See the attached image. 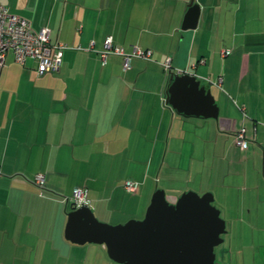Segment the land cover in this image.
<instances>
[{
  "label": "crops",
  "instance_id": "obj_1",
  "mask_svg": "<svg viewBox=\"0 0 264 264\" xmlns=\"http://www.w3.org/2000/svg\"><path fill=\"white\" fill-rule=\"evenodd\" d=\"M190 1L0 0L34 29L47 27L52 41L70 47L57 73L39 76L34 60L20 65L12 52L0 67V264H117L101 244L66 239L68 213L75 209L73 189L84 188L85 204L103 221L142 219L157 190L152 175L165 161L156 157L164 147L170 148V195L179 196L178 184L195 183L192 170L182 178L176 174L186 145L195 141L190 145L196 153L202 140L191 131L189 126L196 125L191 120L208 118L180 114L167 103L173 76L162 66L167 57L215 90L216 134L235 135L241 128L233 116L237 112L249 140L257 138L264 146V0H195L197 26L183 29ZM108 36L127 51L133 46L153 50V60L134 58L124 69L123 56L109 55L103 63L100 51ZM226 50L230 53L223 55ZM205 77H222V87ZM79 94L91 114L75 110ZM101 106L106 113L96 115ZM118 125L137 137L113 143ZM48 143L55 151L42 159L41 145ZM116 150L133 151L125 163L147 168L127 171L122 185L109 192L102 170ZM82 165H89L84 180L61 190L56 172L72 166L76 173ZM39 173L45 176L42 189L34 183ZM127 180L138 183L136 192L126 190ZM48 221L58 225L50 228Z\"/></svg>",
  "mask_w": 264,
  "mask_h": 264
},
{
  "label": "rangeland",
  "instance_id": "obj_2",
  "mask_svg": "<svg viewBox=\"0 0 264 264\" xmlns=\"http://www.w3.org/2000/svg\"><path fill=\"white\" fill-rule=\"evenodd\" d=\"M212 90L215 93V90ZM67 94H71V92L65 91V95ZM78 98L77 105H74L75 110L91 114L92 108L86 105L80 94ZM64 104L60 105V108H64ZM227 105L231 106L230 104ZM20 109L22 112L25 111L22 106ZM70 110H73V106L70 107ZM30 112L31 114L35 113L32 110ZM45 113L47 112L45 111ZM103 113L106 112L102 106L95 112L96 115H102ZM233 116L237 120L238 126L242 127L243 116L237 114V112ZM191 121L196 124L189 126L191 131L202 140H197L196 153L193 152L190 145L195 141L191 140V143L186 145L183 165H180L181 169L176 175L182 178L185 177L187 171L192 170V178L196 177L197 179L195 178L192 181L195 183L186 181L184 184L176 185L175 192L179 196L187 191H194L199 194L212 193L214 204L221 210L222 218L226 221L228 235L225 246L231 249L232 263L229 261L230 264H264L263 144L255 138L253 142H249L247 149H241L236 144L235 135L232 136L228 133L216 134L213 125L217 123V120L196 118ZM144 124L148 126L146 122ZM120 127L121 129H115L119 132L113 133L114 138H111L113 143L116 141L128 142L135 138L137 133L135 134L127 127L122 128L123 126L118 125V128ZM247 128L249 127L247 126ZM91 139L96 141L93 137ZM50 146L49 143L41 145V150L46 152L42 159L50 157V150L55 151V147ZM130 157H134L133 151L122 154L121 151L116 150V152L109 153L105 171L102 170L107 178L104 188L109 192L116 190L119 184L122 185L121 180L127 171L137 173L141 170V173H143V170L147 168V165L126 164L125 160ZM156 157L160 158V161H165L153 171L154 188L163 189L168 196L179 197L170 195V148L167 151L164 147L162 153L157 154ZM190 161L194 165H189ZM34 164L40 165L38 161H34ZM87 169H89V165H82L81 170L73 173L72 166H68V169L61 168L56 172L55 183L61 190L67 191L74 183L84 180ZM46 192L51 191L46 190ZM60 194L63 197L66 196L63 193ZM71 206L74 207L72 204ZM144 217L145 215L142 219ZM97 218L107 224H121L109 223L99 217ZM47 225L50 228H55L58 223L54 224V221H48Z\"/></svg>",
  "mask_w": 264,
  "mask_h": 264
},
{
  "label": "water",
  "instance_id": "obj_3",
  "mask_svg": "<svg viewBox=\"0 0 264 264\" xmlns=\"http://www.w3.org/2000/svg\"><path fill=\"white\" fill-rule=\"evenodd\" d=\"M199 11L200 6L191 0L183 29L196 28ZM167 103L180 114L219 119L212 90L191 73L171 76ZM225 228L212 193L188 191L171 197L157 189L143 219L117 225L100 221L82 204L68 213L65 236L77 244L103 245L119 264H216L215 247Z\"/></svg>",
  "mask_w": 264,
  "mask_h": 264
},
{
  "label": "built area",
  "instance_id": "obj_4",
  "mask_svg": "<svg viewBox=\"0 0 264 264\" xmlns=\"http://www.w3.org/2000/svg\"><path fill=\"white\" fill-rule=\"evenodd\" d=\"M69 46L60 41H52L50 29L43 27L39 30L33 28L31 21L23 15L12 12L0 2V67L6 64V57L9 52L14 54L15 61L24 65L27 60L32 59L36 62V70L39 76L57 73L63 62V52ZM230 51H223V55L229 54ZM109 55H120L125 59L124 69L130 67L134 58H140L147 61L153 60V50L143 49L133 46L131 51H127L124 47L114 44L113 37L108 36L104 43V49L100 51V59L105 63ZM164 70L169 75H183L189 73L188 70L175 67L171 57H167L162 63ZM204 81L218 88L222 87L223 78L211 79L205 77ZM246 117V113L244 114ZM236 144L241 149H247L249 138L245 126H242L235 132ZM34 183L39 188H44L45 176L42 173L36 175ZM125 188L128 192L137 191L138 183L133 180L125 182ZM85 190L82 187L74 188L71 197L75 207L85 204Z\"/></svg>",
  "mask_w": 264,
  "mask_h": 264
},
{
  "label": "flooded vegetation",
  "instance_id": "obj_5",
  "mask_svg": "<svg viewBox=\"0 0 264 264\" xmlns=\"http://www.w3.org/2000/svg\"><path fill=\"white\" fill-rule=\"evenodd\" d=\"M227 235H228V230H227V225H226L225 232L221 234L222 241L220 244H218L215 247V255H216L215 262H216V264H225L228 261H231V263H232L231 249L228 248V246H225Z\"/></svg>",
  "mask_w": 264,
  "mask_h": 264
},
{
  "label": "trees",
  "instance_id": "obj_6",
  "mask_svg": "<svg viewBox=\"0 0 264 264\" xmlns=\"http://www.w3.org/2000/svg\"><path fill=\"white\" fill-rule=\"evenodd\" d=\"M117 46H118V45H117ZM27 61H28V60H27ZM25 64H26V63H25ZM25 64H24V65H25ZM36 71H37V70H36ZM169 82H170V80H169ZM74 208H77V207L74 206Z\"/></svg>",
  "mask_w": 264,
  "mask_h": 264
}]
</instances>
